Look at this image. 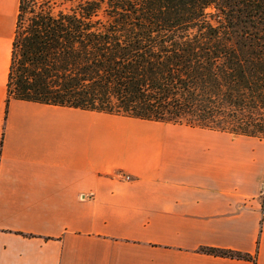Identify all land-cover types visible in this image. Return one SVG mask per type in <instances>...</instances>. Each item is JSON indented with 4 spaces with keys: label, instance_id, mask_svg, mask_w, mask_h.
Segmentation results:
<instances>
[{
    "label": "crops",
    "instance_id": "crops-1",
    "mask_svg": "<svg viewBox=\"0 0 264 264\" xmlns=\"http://www.w3.org/2000/svg\"><path fill=\"white\" fill-rule=\"evenodd\" d=\"M19 5L0 0V264H264V140L7 104Z\"/></svg>",
    "mask_w": 264,
    "mask_h": 264
},
{
    "label": "trees",
    "instance_id": "trees-1",
    "mask_svg": "<svg viewBox=\"0 0 264 264\" xmlns=\"http://www.w3.org/2000/svg\"><path fill=\"white\" fill-rule=\"evenodd\" d=\"M11 99L264 140V0H20Z\"/></svg>",
    "mask_w": 264,
    "mask_h": 264
},
{
    "label": "built area",
    "instance_id": "built-area-1",
    "mask_svg": "<svg viewBox=\"0 0 264 264\" xmlns=\"http://www.w3.org/2000/svg\"><path fill=\"white\" fill-rule=\"evenodd\" d=\"M0 150H1V145H0ZM126 179H127V180H130V178H129V177H126Z\"/></svg>",
    "mask_w": 264,
    "mask_h": 264
},
{
    "label": "rangeland",
    "instance_id": "rangeland-1",
    "mask_svg": "<svg viewBox=\"0 0 264 264\" xmlns=\"http://www.w3.org/2000/svg\"><path fill=\"white\" fill-rule=\"evenodd\" d=\"M185 123V122H184ZM178 125V124H177ZM182 125H186V124H182ZM187 126V125H186Z\"/></svg>",
    "mask_w": 264,
    "mask_h": 264
}]
</instances>
